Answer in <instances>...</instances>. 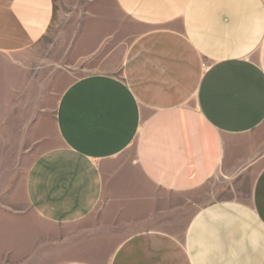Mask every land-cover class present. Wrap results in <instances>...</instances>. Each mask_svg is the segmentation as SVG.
<instances>
[{
    "label": "crops",
    "instance_id": "crops-1",
    "mask_svg": "<svg viewBox=\"0 0 264 264\" xmlns=\"http://www.w3.org/2000/svg\"><path fill=\"white\" fill-rule=\"evenodd\" d=\"M64 6L139 32L120 76L60 95L61 144L25 177L33 219L8 214L11 264H264V0H0V58Z\"/></svg>",
    "mask_w": 264,
    "mask_h": 264
},
{
    "label": "rangeland",
    "instance_id": "rangeland-1",
    "mask_svg": "<svg viewBox=\"0 0 264 264\" xmlns=\"http://www.w3.org/2000/svg\"><path fill=\"white\" fill-rule=\"evenodd\" d=\"M73 8L64 6L63 18L54 16L46 35L17 54V60L0 58V264L12 262L7 254L9 212L34 214L24 192L29 167L61 144L55 128L60 95L87 74L120 76L124 54L139 32L114 8L109 14L86 6L76 7L77 14ZM132 154L130 148L125 156Z\"/></svg>",
    "mask_w": 264,
    "mask_h": 264
}]
</instances>
